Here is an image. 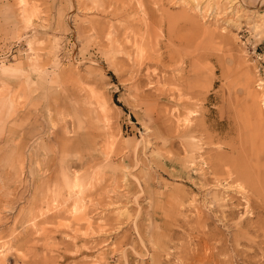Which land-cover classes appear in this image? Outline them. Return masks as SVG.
<instances>
[{"label": "rangeland", "instance_id": "rangeland-1", "mask_svg": "<svg viewBox=\"0 0 264 264\" xmlns=\"http://www.w3.org/2000/svg\"><path fill=\"white\" fill-rule=\"evenodd\" d=\"M255 108L264 0H0V264H264Z\"/></svg>", "mask_w": 264, "mask_h": 264}, {"label": "bare ground", "instance_id": "bare-ground-1", "mask_svg": "<svg viewBox=\"0 0 264 264\" xmlns=\"http://www.w3.org/2000/svg\"><path fill=\"white\" fill-rule=\"evenodd\" d=\"M135 6H136V4H135ZM132 9V8H131ZM134 9V8H133ZM135 11V10H134ZM242 111H239V113H238V125H239V129L241 128V129H248L249 131L251 130L252 131V133L254 134V131L256 132L255 134H254V137L256 136V140L257 139H259L260 140V142L262 141V140H264V113H262L260 110H259V108L257 109V108H255L254 110H253V114H252V116L256 119V121H255V125H254V127L252 128V125H251V123H250V121H249V119L246 117V115H244L243 113H241ZM232 119H234V118H232ZM230 120V119H229ZM206 122V121H205ZM216 123V129H217V139H218V142L223 146V147H225L226 148V146H227V148L229 149V151H230V153L232 154L233 152H234V149H235V143L233 142V141H228V140H226V136H227V134L230 132L229 130L230 129H234L233 128V126H232V124H231V122L230 121H225V120H223V119H219L217 122H215ZM198 126H201V125H199L198 124ZM204 126V125H203ZM242 126H243V128H242ZM202 127V126H201ZM247 127V128H246ZM203 128H205V127H203ZM195 129V128H194ZM241 131V130H240ZM241 136V135H240ZM228 137V136H227ZM247 139H248V137H246V139H244V141H247ZM255 141V140H254ZM241 142V141H240ZM242 142H243V140H242ZM247 143V142H246ZM254 146V145H253ZM237 148V147H236ZM243 148H244V146H243ZM240 150V149H239ZM236 156V155H235ZM231 158H232V156H229L228 158L225 156V155H223L222 153H219V156H218V158H217V160H216V169H223V167L224 166H229L228 167V169H224V171H225V173L227 174V175H230V173H235V174H237V177L240 175H244V173H245V171L243 172L242 171V169H241V167L240 166H242V165H239V164H237L236 162L234 163V161H232L231 160ZM242 159V158H241ZM240 159V160H241ZM244 161V160H243ZM240 163V162H239ZM257 163V162H256ZM241 164H243V162L241 161ZM246 165H247V163H246ZM245 166V165H244ZM247 167H248V165H247ZM246 167V168H247ZM244 168V167H243ZM256 168H258V174H259V176L261 177V175L262 176H264V173H259V171H261L260 170V166L259 165H257L256 166ZM248 170H249V168H248ZM247 169H246V171H248ZM227 171V172H226ZM240 172H241V174H240ZM247 174V173H246ZM261 174V175H260ZM257 175V174H256ZM247 176H248V174H247ZM255 176V175H254ZM244 177V176H243ZM259 177V178H260ZM241 178H242V176H241ZM254 184V183H253ZM258 186H260V185H258ZM252 187V186H251ZM257 187V186H256ZM253 188H255V185H254V187Z\"/></svg>", "mask_w": 264, "mask_h": 264}]
</instances>
